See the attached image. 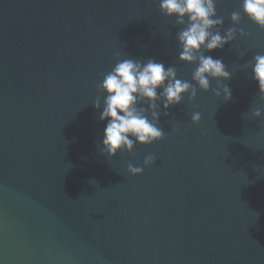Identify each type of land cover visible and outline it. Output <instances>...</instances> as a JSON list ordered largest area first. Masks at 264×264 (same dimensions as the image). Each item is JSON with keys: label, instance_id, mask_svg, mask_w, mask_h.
Instances as JSON below:
<instances>
[{"label": "water", "instance_id": "1", "mask_svg": "<svg viewBox=\"0 0 264 264\" xmlns=\"http://www.w3.org/2000/svg\"><path fill=\"white\" fill-rule=\"evenodd\" d=\"M238 7L217 4L221 34ZM238 27L249 35L205 53L231 73V98L197 89L160 116L161 140L109 157L101 74L120 52L190 80L180 26L154 0H0V264H264V101L244 67L264 31Z\"/></svg>", "mask_w": 264, "mask_h": 264}, {"label": "clouds", "instance_id": "2", "mask_svg": "<svg viewBox=\"0 0 264 264\" xmlns=\"http://www.w3.org/2000/svg\"><path fill=\"white\" fill-rule=\"evenodd\" d=\"M160 13L180 26L175 39L179 49L177 59L186 64L195 65L190 80L178 78L174 65L165 66L153 58L146 60L121 58L120 52H114V65L97 84L98 95L92 106L100 110L98 119L106 121L99 149L101 154L111 157L118 151L132 153L137 143L152 144L161 140L165 133L160 127V116L168 115L171 106L180 104L185 95L189 101L200 91H211L223 100L231 98V90L222 80L231 78V73L220 58L205 55L214 49H223L225 44L236 40L237 36H248L240 25L246 17L257 28L264 31V0H239V7L229 13L231 26L221 34L224 17L217 15L220 0H154ZM239 52V49H237ZM243 55V52H240ZM245 68H250L251 78L256 81L258 97L264 101V54L256 53ZM215 79L216 87H211ZM252 117H260L259 108L251 112ZM201 114L194 111L191 122L198 123ZM177 128L172 127L175 133ZM156 161L149 153L143 159L147 167ZM143 168L127 165L132 175L142 173ZM95 183V181H90Z\"/></svg>", "mask_w": 264, "mask_h": 264}]
</instances>
